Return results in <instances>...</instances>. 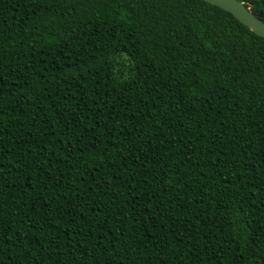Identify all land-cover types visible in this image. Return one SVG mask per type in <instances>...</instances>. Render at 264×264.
<instances>
[{"label": "trees", "instance_id": "16d2710c", "mask_svg": "<svg viewBox=\"0 0 264 264\" xmlns=\"http://www.w3.org/2000/svg\"><path fill=\"white\" fill-rule=\"evenodd\" d=\"M0 264H264V37L204 0H0Z\"/></svg>", "mask_w": 264, "mask_h": 264}, {"label": "water", "instance_id": "95a60500", "mask_svg": "<svg viewBox=\"0 0 264 264\" xmlns=\"http://www.w3.org/2000/svg\"><path fill=\"white\" fill-rule=\"evenodd\" d=\"M231 13L255 34L264 37V12H253L240 0H204Z\"/></svg>", "mask_w": 264, "mask_h": 264}]
</instances>
